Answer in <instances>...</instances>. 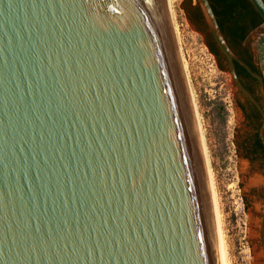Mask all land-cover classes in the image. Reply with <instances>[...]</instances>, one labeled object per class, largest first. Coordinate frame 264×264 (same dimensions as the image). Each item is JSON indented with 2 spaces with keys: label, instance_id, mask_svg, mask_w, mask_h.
<instances>
[{
  "label": "water",
  "instance_id": "obj_1",
  "mask_svg": "<svg viewBox=\"0 0 264 264\" xmlns=\"http://www.w3.org/2000/svg\"><path fill=\"white\" fill-rule=\"evenodd\" d=\"M0 264H223L161 0H0Z\"/></svg>",
  "mask_w": 264,
  "mask_h": 264
},
{
  "label": "rangeland",
  "instance_id": "obj_2",
  "mask_svg": "<svg viewBox=\"0 0 264 264\" xmlns=\"http://www.w3.org/2000/svg\"><path fill=\"white\" fill-rule=\"evenodd\" d=\"M191 2L173 0L172 3L180 55L184 62L182 76L194 96L204 133L228 262L250 264V249L245 232L247 219L240 200L234 149L231 145L234 123L232 80L228 72L217 67L203 36L189 24L185 10L196 3L195 0ZM258 37L253 44L254 49L264 54V35Z\"/></svg>",
  "mask_w": 264,
  "mask_h": 264
},
{
  "label": "flooded vegetation",
  "instance_id": "obj_3",
  "mask_svg": "<svg viewBox=\"0 0 264 264\" xmlns=\"http://www.w3.org/2000/svg\"><path fill=\"white\" fill-rule=\"evenodd\" d=\"M194 5L196 4L192 6ZM251 9L254 11L252 6ZM185 11L189 24L203 36L217 67L229 74L230 64L213 42L198 8L187 7ZM246 14V10H238L233 33L223 37L233 55L254 75L261 78L264 94V54L254 49L253 45L259 39L258 35H264V25L250 30L257 18H247ZM226 27L229 30L232 24L227 23ZM232 66L240 87L254 100L252 102L230 77L234 114L231 145L234 149L240 200L247 219L245 232L250 249V264H253V247L261 252L264 262V98L260 92L259 79L248 73L235 60H232ZM251 229L254 239L249 236Z\"/></svg>",
  "mask_w": 264,
  "mask_h": 264
},
{
  "label": "bare ground",
  "instance_id": "obj_4",
  "mask_svg": "<svg viewBox=\"0 0 264 264\" xmlns=\"http://www.w3.org/2000/svg\"><path fill=\"white\" fill-rule=\"evenodd\" d=\"M172 3H173V0H161L165 19H166L167 26H168V30H169L170 37H171V40L173 43V48H174V52L176 55L177 63L179 66L180 74L182 77V81H183L185 92H186L187 99H188L190 114H191L194 130H195V135H196V139H197V144H198V148H199L201 163H202V167H203L206 187H207L210 205H211V209H212V214H213L215 229H216L217 238H218V242H219L222 261H223V264H229L228 258H227V252H226V245L224 242V236H223V232H222V228H221L222 225H221L220 212H219V208H218V198H217V194L215 191V184H214V180H213V175H212V172L210 169L209 158H208V155H207V152L205 149L204 133L202 130L200 117H199V114L197 112L196 104L194 101V96L190 90V87L188 86L187 80H186V84H185L183 76H182V71L184 70V62H183L181 55H180V47H179V43H178V36L179 35H178V30H177V28L174 24V20H173L174 14H173ZM257 181H259V180H257ZM249 234H250L249 235L250 238L254 239L253 230L250 231ZM252 251H253L252 252L253 253V259H252L253 264H264V262L262 260L263 258H262L261 252L256 250L254 247H253Z\"/></svg>",
  "mask_w": 264,
  "mask_h": 264
},
{
  "label": "trees",
  "instance_id": "obj_5",
  "mask_svg": "<svg viewBox=\"0 0 264 264\" xmlns=\"http://www.w3.org/2000/svg\"><path fill=\"white\" fill-rule=\"evenodd\" d=\"M264 3V0H262ZM210 7L216 17V21L218 23V26L220 28V31L223 36L229 35V33H233L234 31V22H235V15L237 14L238 10L243 9L246 10L247 18L248 16L251 18H257V22H255L252 27L253 29L259 25H262V20L257 15L256 12H254L251 9V5L247 0H208ZM191 0H189V4H191ZM196 8L197 5H194ZM192 6V7H194ZM199 10V9H198ZM227 23H231L232 27L228 30ZM210 46L213 47V45L210 43Z\"/></svg>",
  "mask_w": 264,
  "mask_h": 264
}]
</instances>
